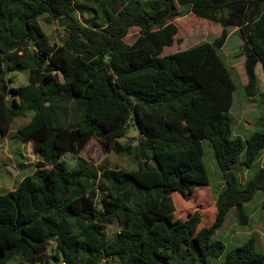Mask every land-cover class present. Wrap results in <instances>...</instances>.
Returning a JSON list of instances; mask_svg holds the SVG:
<instances>
[{"label":"trees","instance_id":"1","mask_svg":"<svg viewBox=\"0 0 264 264\" xmlns=\"http://www.w3.org/2000/svg\"><path fill=\"white\" fill-rule=\"evenodd\" d=\"M177 3L222 32L157 56L178 32ZM41 19L62 22V44L51 43ZM133 26L140 34L128 43ZM232 27L244 40L245 89L254 97L256 68L264 69V0H0V134L33 110L18 132L40 158L34 175L0 194V264H209V256H223L226 245L214 234L231 209L246 223L244 204L264 190V166L243 184L233 170L243 152L246 167L256 163L264 132L232 138L235 85L219 53ZM22 70L28 83L11 86L8 73ZM130 122L138 144L119 140ZM91 139L137 167H96L83 158L70 167L62 159ZM203 140L225 185L215 222L193 231V220L176 226L170 216L174 193L209 185ZM113 222L120 229L109 239ZM222 264H264V252L250 239Z\"/></svg>","mask_w":264,"mask_h":264},{"label":"rangeland","instance_id":"2","mask_svg":"<svg viewBox=\"0 0 264 264\" xmlns=\"http://www.w3.org/2000/svg\"><path fill=\"white\" fill-rule=\"evenodd\" d=\"M177 6L180 15L172 18L171 21L178 26V32L174 36L172 44L164 45L162 50L156 53L157 56L185 50L201 42H212L222 32L220 23L198 17L193 13L190 5L177 3ZM85 15L90 16L89 13ZM41 23L55 47L63 43L67 32L61 24L62 22L46 23L41 19ZM229 31V37L224 46L219 49V53L229 68L235 85L234 101L230 110L232 138L239 137L245 142L253 133L264 132V69L259 63L256 68L259 93L254 97H249L245 89L248 79L245 71V56L243 55L244 40L238 27H232ZM139 34L140 27L133 26L125 36V40L132 43ZM10 76L14 77L11 86L18 87L27 84L29 81L27 70L9 72L7 77ZM34 114L33 110L25 109L14 119L9 134H0V194L15 189L23 178L35 174L40 158L35 153L33 143L24 142L18 132V128L31 120ZM139 137L137 127L133 125V122H130L128 133L119 140L122 143L138 144ZM244 155L245 152L233 166L234 173L242 184L254 177L260 167L264 166V152L256 163L249 168L242 163ZM80 158L87 160L96 167L103 165L109 168L119 167L127 170L137 167L131 157L116 154L104 141L97 139H91L79 155L67 152L62 157L70 167L76 166L81 161ZM203 161L208 172L209 185L201 186L184 195H179L178 192L177 194L174 193L177 207L170 216L176 226L193 220L195 223L193 231L205 230L215 222L217 214L216 197L225 185L214 150L207 140H203ZM243 212L248 216L246 223L241 222L239 212L235 209H231L227 214L224 224L213 236V239L225 243L226 250L222 257L209 256V264H222L228 250L241 246L250 239L255 240L258 251L264 252V190H259L250 202L244 204ZM119 229L120 226L117 222L109 224L106 227L108 238L113 239ZM48 254L53 255L50 250ZM56 264L63 263L57 262Z\"/></svg>","mask_w":264,"mask_h":264},{"label":"crops","instance_id":"3","mask_svg":"<svg viewBox=\"0 0 264 264\" xmlns=\"http://www.w3.org/2000/svg\"><path fill=\"white\" fill-rule=\"evenodd\" d=\"M7 134H9V133H7ZM7 134H5V135H7ZM1 135H2V134H1ZM23 141H24V140H23ZM24 142H26V143H27V142H32V141H24ZM32 143H33V142H32Z\"/></svg>","mask_w":264,"mask_h":264}]
</instances>
